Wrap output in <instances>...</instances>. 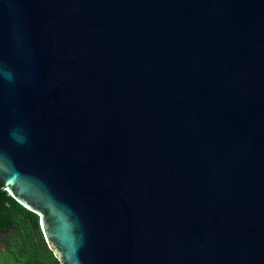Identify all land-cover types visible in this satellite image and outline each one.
I'll return each instance as SVG.
<instances>
[{
    "label": "water",
    "instance_id": "95a60500",
    "mask_svg": "<svg viewBox=\"0 0 264 264\" xmlns=\"http://www.w3.org/2000/svg\"><path fill=\"white\" fill-rule=\"evenodd\" d=\"M0 182L61 264H264V0H0Z\"/></svg>",
    "mask_w": 264,
    "mask_h": 264
},
{
    "label": "trees",
    "instance_id": "16d2710c",
    "mask_svg": "<svg viewBox=\"0 0 264 264\" xmlns=\"http://www.w3.org/2000/svg\"><path fill=\"white\" fill-rule=\"evenodd\" d=\"M0 264H61L38 214L18 203L0 182Z\"/></svg>",
    "mask_w": 264,
    "mask_h": 264
},
{
    "label": "clouds",
    "instance_id": "9594fccd",
    "mask_svg": "<svg viewBox=\"0 0 264 264\" xmlns=\"http://www.w3.org/2000/svg\"><path fill=\"white\" fill-rule=\"evenodd\" d=\"M2 74L7 77V79L11 80L12 79V75L10 72H2ZM10 135L12 136V138L14 140H16L19 143H24L26 140V137L22 134V132L20 130H13Z\"/></svg>",
    "mask_w": 264,
    "mask_h": 264
},
{
    "label": "rangeland",
    "instance_id": "374dc122",
    "mask_svg": "<svg viewBox=\"0 0 264 264\" xmlns=\"http://www.w3.org/2000/svg\"><path fill=\"white\" fill-rule=\"evenodd\" d=\"M0 239H1V234H0Z\"/></svg>",
    "mask_w": 264,
    "mask_h": 264
}]
</instances>
